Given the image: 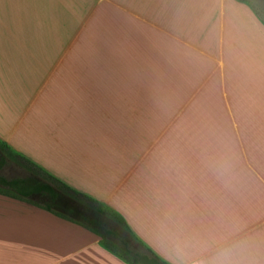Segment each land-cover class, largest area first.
<instances>
[{"label":"crops","instance_id":"1","mask_svg":"<svg viewBox=\"0 0 264 264\" xmlns=\"http://www.w3.org/2000/svg\"><path fill=\"white\" fill-rule=\"evenodd\" d=\"M0 141L170 264H264V0H0ZM99 238L0 184V264H129Z\"/></svg>","mask_w":264,"mask_h":264},{"label":"trees","instance_id":"2","mask_svg":"<svg viewBox=\"0 0 264 264\" xmlns=\"http://www.w3.org/2000/svg\"><path fill=\"white\" fill-rule=\"evenodd\" d=\"M5 148L8 145L0 141V169L9 158L21 157ZM28 162L31 167L26 176L7 177L0 173V184L7 192L90 228L99 235L105 248L129 264H170L145 245L115 210L65 184L60 183L61 187H58V180L50 174H47L49 181L45 180L40 176L41 169Z\"/></svg>","mask_w":264,"mask_h":264},{"label":"rangeland","instance_id":"3","mask_svg":"<svg viewBox=\"0 0 264 264\" xmlns=\"http://www.w3.org/2000/svg\"><path fill=\"white\" fill-rule=\"evenodd\" d=\"M12 163H13L14 165H16V164H15V163H16L15 161H13ZM12 163L4 167V168H6V169H4V172H5L6 174H8V175H13V174H20L21 172H23V171L17 169L16 167H18V166H14ZM81 199H82V198H81Z\"/></svg>","mask_w":264,"mask_h":264}]
</instances>
